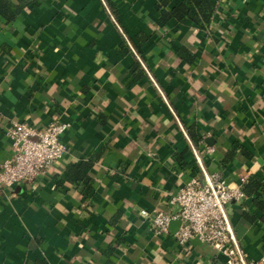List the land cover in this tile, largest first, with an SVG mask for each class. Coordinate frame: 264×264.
<instances>
[{"label": "crops", "instance_id": "0c3cea01", "mask_svg": "<svg viewBox=\"0 0 264 264\" xmlns=\"http://www.w3.org/2000/svg\"><path fill=\"white\" fill-rule=\"evenodd\" d=\"M213 1L204 25L163 22L160 0L0 14V164L14 122L71 124L45 174L0 188V264H230L199 239L180 244L179 220L160 235L141 213L171 211L195 175L264 186V0ZM258 191L226 212L246 260L264 264Z\"/></svg>", "mask_w": 264, "mask_h": 264}, {"label": "built area", "instance_id": "2783aa9c", "mask_svg": "<svg viewBox=\"0 0 264 264\" xmlns=\"http://www.w3.org/2000/svg\"><path fill=\"white\" fill-rule=\"evenodd\" d=\"M70 125V122H57L36 128L26 122H14L9 131L13 139L12 154L0 164V188H13L45 174L64 155L66 145L61 135ZM245 196L242 186L231 185L218 172L208 179L195 175L170 198L171 211L144 208L141 213L151 219L157 234H169L172 221L179 220L181 226L173 236L180 244L199 239L224 254L230 264H256L246 260L226 212L231 202L241 201Z\"/></svg>", "mask_w": 264, "mask_h": 264}, {"label": "trees", "instance_id": "16d2710c", "mask_svg": "<svg viewBox=\"0 0 264 264\" xmlns=\"http://www.w3.org/2000/svg\"><path fill=\"white\" fill-rule=\"evenodd\" d=\"M17 1L18 3H15L14 0H0V14L3 15L7 21L14 20L25 6L32 4L36 0ZM160 2V9H162L161 19L163 22L171 18H177L181 22L192 20L194 23L204 25L210 22L216 10V3L213 0H183L171 10H167L164 7L167 3L166 0H160ZM260 188L264 190L263 184L257 178H252L243 187L246 194H251L253 192L259 193L258 190ZM262 203H264V201Z\"/></svg>", "mask_w": 264, "mask_h": 264}, {"label": "water", "instance_id": "95a60500", "mask_svg": "<svg viewBox=\"0 0 264 264\" xmlns=\"http://www.w3.org/2000/svg\"><path fill=\"white\" fill-rule=\"evenodd\" d=\"M231 231H232V233H233V230H232V228H231Z\"/></svg>", "mask_w": 264, "mask_h": 264}]
</instances>
